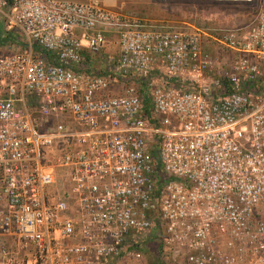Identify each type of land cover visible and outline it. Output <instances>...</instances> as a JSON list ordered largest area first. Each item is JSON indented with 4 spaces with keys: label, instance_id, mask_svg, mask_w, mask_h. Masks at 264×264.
<instances>
[{
    "label": "built area",
    "instance_id": "built-area-1",
    "mask_svg": "<svg viewBox=\"0 0 264 264\" xmlns=\"http://www.w3.org/2000/svg\"><path fill=\"white\" fill-rule=\"evenodd\" d=\"M207 29L0 0L24 45L0 44V264H110L147 237L164 264H264V0ZM113 33L117 65L86 66ZM206 36L237 52L215 94Z\"/></svg>",
    "mask_w": 264,
    "mask_h": 264
},
{
    "label": "rangeland",
    "instance_id": "rangeland-1",
    "mask_svg": "<svg viewBox=\"0 0 264 264\" xmlns=\"http://www.w3.org/2000/svg\"><path fill=\"white\" fill-rule=\"evenodd\" d=\"M104 3L123 13L175 24L191 25L207 29V33L217 35L214 28H237L248 24L258 13L263 0H103ZM105 49L92 55L85 52L84 64L97 71L107 70L117 65L119 58V37L116 33L108 34ZM205 50L215 58L213 69L203 75L202 83L207 84L211 94L222 90L217 85L223 80V74L228 70L230 62L237 54L219 45L209 36L205 37ZM123 85H126L123 84ZM122 85H117L115 91H121ZM141 94L145 95L141 89ZM160 241L157 238H145L140 246L125 248L119 258L110 259V264H164ZM141 251L142 256H135ZM169 264H171L169 262Z\"/></svg>",
    "mask_w": 264,
    "mask_h": 264
},
{
    "label": "trees",
    "instance_id": "trees-1",
    "mask_svg": "<svg viewBox=\"0 0 264 264\" xmlns=\"http://www.w3.org/2000/svg\"><path fill=\"white\" fill-rule=\"evenodd\" d=\"M0 44H10V45H14L16 47L24 46L23 42L17 37V35L6 34L3 32H0ZM36 48L39 50L38 46H36ZM141 90L145 93L147 92L144 87H141ZM145 107L147 110H149V108L151 107L148 100H146Z\"/></svg>",
    "mask_w": 264,
    "mask_h": 264
}]
</instances>
